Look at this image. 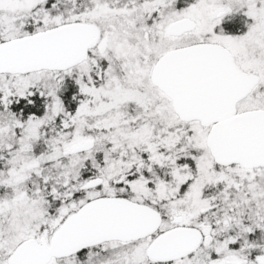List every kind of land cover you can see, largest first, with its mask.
Segmentation results:
<instances>
[{
	"label": "snow or ice",
	"instance_id": "snow-or-ice-1",
	"mask_svg": "<svg viewBox=\"0 0 264 264\" xmlns=\"http://www.w3.org/2000/svg\"><path fill=\"white\" fill-rule=\"evenodd\" d=\"M0 264H264V0H0Z\"/></svg>",
	"mask_w": 264,
	"mask_h": 264
}]
</instances>
